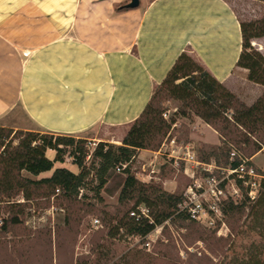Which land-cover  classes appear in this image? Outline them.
I'll list each match as a JSON object with an SVG mask.
<instances>
[{"label":"crops","instance_id":"obj_1","mask_svg":"<svg viewBox=\"0 0 264 264\" xmlns=\"http://www.w3.org/2000/svg\"><path fill=\"white\" fill-rule=\"evenodd\" d=\"M249 1L0 0V127L121 144L182 53L251 106L264 87L237 66L241 23L264 14ZM185 119L191 139L217 133Z\"/></svg>","mask_w":264,"mask_h":264},{"label":"trees","instance_id":"obj_2","mask_svg":"<svg viewBox=\"0 0 264 264\" xmlns=\"http://www.w3.org/2000/svg\"><path fill=\"white\" fill-rule=\"evenodd\" d=\"M241 33L242 52L237 66L248 70L250 82L264 87V55L251 43L255 38L264 37V15L258 20L242 22ZM165 99L178 101V112L182 117L196 116L219 135L220 145L200 151L198 157L202 162L214 161L218 165L235 167L241 160L230 161L234 148L238 151L243 145L253 144L259 152L264 147V93L248 106L188 54L182 53L121 145L97 143L91 168L83 163L90 143L87 140L0 127V237L12 233L22 223L26 204L38 198L49 199L56 195L57 190L59 197L72 201L78 197L85 183H91L87 188L101 201L100 194L117 168L124 175L119 203L123 207H131L124 212L117 227L110 230V237L116 238L122 230L123 235L144 239L166 222L174 223L178 219L198 223L180 212L182 195L168 193L160 184L140 181L132 170L138 152L158 151L174 124V121L163 117ZM48 150L55 151L53 160L47 157ZM68 154L74 157V164L81 170L79 173L59 167L50 177L33 179L23 175L27 172L39 177L53 170L55 163H64ZM123 165L125 168H122ZM92 169L95 170L96 184L92 180L88 182ZM257 172L263 176L258 198L250 202L244 191L240 203L228 201L223 206L225 215L229 217L241 218L246 214L249 228L258 231L261 239V245L253 247L249 256L232 264H264V172ZM19 197L23 203L11 202ZM141 205L149 209L150 217L137 221L130 213Z\"/></svg>","mask_w":264,"mask_h":264},{"label":"rangeland","instance_id":"obj_3","mask_svg":"<svg viewBox=\"0 0 264 264\" xmlns=\"http://www.w3.org/2000/svg\"><path fill=\"white\" fill-rule=\"evenodd\" d=\"M247 7L252 8L253 13L264 14V2L251 0ZM179 106L178 101L163 100V117L176 125H172L162 145L175 138L179 145L190 143L198 155L201 150L218 146L212 144L219 141L217 133L210 130L206 135L208 143L201 139L205 136L202 133L190 138V121L179 114ZM16 111L20 113L19 109ZM162 145L158 151L147 150L160 152L153 165L150 163L154 156L139 151L132 170L140 181L160 184L168 193L183 195L193 170L184 161L170 157L166 148L161 153ZM241 148L233 151L252 163L256 170L264 172V147L259 152L253 144ZM46 155L53 160L55 151L48 150ZM94 161L93 158L84 166L91 168ZM59 167L74 173L81 171L67 160L55 163L53 170L39 177L27 172L23 175L33 179L49 177ZM123 179L124 175L116 170L100 194L101 201L87 188L91 183H85L78 197L72 201L59 197L60 192L57 191L49 199L38 198L26 204L22 223L12 233L0 237V264H232L244 260L252 253L253 247L261 245L258 231L249 228L246 214L241 218L226 215L224 224L219 223L215 227L177 219L174 223L166 222L144 239H129L122 230L112 238L110 230L117 227L124 212L131 207H123L119 203ZM166 179L169 185H164ZM90 180L93 184L97 182L93 169L88 182ZM241 201L242 198L236 203ZM11 202L23 203V199L19 197ZM3 216L7 217L6 214ZM96 219L100 223L97 226L94 224ZM146 242L150 243V249L143 248Z\"/></svg>","mask_w":264,"mask_h":264},{"label":"built area","instance_id":"obj_4","mask_svg":"<svg viewBox=\"0 0 264 264\" xmlns=\"http://www.w3.org/2000/svg\"><path fill=\"white\" fill-rule=\"evenodd\" d=\"M164 116L167 117V113ZM96 146V142H90L87 145L84 164L93 160ZM164 148L170 157L184 161L193 170V174L189 177L190 183L182 195L183 202L179 206L180 212L186 213L190 219L208 227H215L224 222L226 215L223 206L226 202L236 203L243 197L244 191L250 202H254L258 198L263 176L236 151L231 152L230 161L234 162L238 158L241 160L240 164L235 167L231 165L226 167L220 166L214 161L202 162L198 153L190 145H179L175 138L164 142L161 153ZM65 159L75 165L73 156L68 154ZM122 168H125V165ZM117 171L120 172V168H117ZM229 186L230 188H228ZM57 191L59 192V190ZM130 216L139 221L141 218H149L150 211L145 205H141L132 210ZM94 224L95 226L100 224L99 220L96 219ZM129 237L132 239L139 236L129 235ZM142 246L150 249L149 242Z\"/></svg>","mask_w":264,"mask_h":264},{"label":"water","instance_id":"obj_5","mask_svg":"<svg viewBox=\"0 0 264 264\" xmlns=\"http://www.w3.org/2000/svg\"><path fill=\"white\" fill-rule=\"evenodd\" d=\"M139 5H140V0H131V2L128 4L127 7L130 9H134L139 7Z\"/></svg>","mask_w":264,"mask_h":264}]
</instances>
